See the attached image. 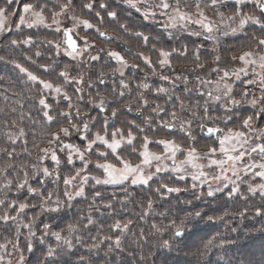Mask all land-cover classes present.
<instances>
[{
    "label": "rangeland",
    "instance_id": "rangeland-1",
    "mask_svg": "<svg viewBox=\"0 0 264 264\" xmlns=\"http://www.w3.org/2000/svg\"><path fill=\"white\" fill-rule=\"evenodd\" d=\"M65 0H13L11 5H8L7 0H0V8H4L5 14L2 18V27L3 31H0V51L5 52L8 49L13 50L18 56L22 57L23 65L21 67L27 69V71L32 72L34 75H37L40 79L48 81L52 83L53 87L59 86L62 91L60 94H56L53 90H46L43 92V96L46 98L47 102L52 105V111L50 114L56 115L59 112H71L72 114V124H76L79 128H83L85 122H88L89 131L84 133L87 136V140H91L94 138L96 133L105 134V128L107 130L108 138L111 139V133L115 129H120L121 132L127 136L128 131H132L133 135L136 137L135 147H136V155L131 156L129 153L132 152L131 147L122 146V150H118L120 155L125 159H130L133 164L140 162V157L138 155L141 150V145L144 143L143 138L147 136L150 141L148 148L150 152L156 154L164 153V146L155 143L154 141H158L161 139L174 140L177 144H180L183 148H187L188 140L184 133H169L161 129V122L158 120V115L153 113L152 109L156 108L157 105L154 103L155 96H160V93L157 92L159 88L167 89L166 92L162 93L164 96H168L169 90H174L172 86L183 85L184 88L181 91H177L176 96H181L180 92L186 93V91H194L196 93L187 95L184 98L188 104H191L195 101L196 108L198 109V113L196 115V119H201L203 116V108L197 107V105H201L199 101L202 100L203 93L206 89H214V84H207L206 89L200 91L199 94V86L201 81H216L223 74L221 72H213L211 69L209 71L201 74L200 71L190 72V76L187 77V82L184 80H176L173 83V80L177 75H180L181 72L177 71L176 66L187 65L195 62V60H189L191 50L188 48V52L184 56H179L180 59H176L171 57L172 66L167 71H164L160 68L158 61L160 59L159 50L162 49L159 43V36L163 34L165 36V40L161 41L164 50H169L168 43L176 38L180 37H191L193 39H197L198 42L209 44L210 49L213 51V56L220 55V57L230 56L233 57L240 55L242 51L248 50L251 46V35L252 33H256L257 36H260V29L258 25L248 24L245 26L243 31H238L236 33H232L228 25L231 27H237L239 23V17H236L234 21H228L227 17L233 15V13L239 9L242 13H247L250 15H255L264 22V17L259 14L258 7L256 6L255 0H244L242 4L237 5L235 0H220V3L217 7H205V15L209 20L216 22L219 25L220 30L213 32L214 39H207V33L203 31L202 27L199 24H196L192 21L181 22L176 25V27L167 26L168 22L167 16L160 15L159 9H151L156 12V15L149 16L147 19L144 16V11L149 8L150 5L158 4L159 0H133L136 3L137 7H131L126 0H74L72 9L65 15H61L57 17L60 21V31L56 30V25L53 23V12H59V4L64 3ZM107 4V11H115L117 13V17L115 19L109 18L107 15V11L101 9L99 5L101 3ZM174 2V0H172ZM195 0H181V7L185 8L189 12H195L194 8ZM209 0H202V6L207 4ZM92 3L94 7L92 9L83 8V4ZM31 4L33 5V9L27 13L24 12V5ZM41 6H43V16L45 18L43 23H34L36 17L34 15L35 12L41 11ZM137 8L140 11H137ZM99 12L100 16H96V13ZM217 12L224 13L225 23L220 24L221 17L217 15ZM21 16H24L25 23L21 24L19 28L16 27L17 24L20 23ZM72 16L79 17L80 19H86L95 27L92 29H85L82 24L77 25L76 22L71 19ZM141 17V18H140ZM101 18H103V23H101ZM197 17L193 16V21ZM143 19V20H142ZM33 24L32 27H28V24ZM48 25H51L49 27ZM124 25L125 27H121ZM75 31L84 39H87L90 44L93 46L87 49L86 51L81 52L79 56L73 58V56H69L67 54V50H65L61 45V33L65 28H74ZM96 27L100 30L108 31L124 40H126L133 48L132 53H126L124 50L117 47L112 42H105L101 40L96 32ZM160 31V32H159ZM141 32L144 35L150 37L147 43L144 42L142 37H137L135 33ZM201 33L200 35H195L194 33ZM227 33V34H225ZM31 39L30 44H24L23 41L26 39ZM51 38V40H50ZM17 41L16 44H13L12 41ZM48 45V47H44L43 43ZM236 42V44H233ZM201 43V45H203ZM56 44H60L61 47L59 50L56 48ZM187 47V46H186ZM103 49V51H101ZM215 49V51L213 50ZM114 50L119 52L124 59L128 62V66L122 69L123 76H121L120 71L117 69L120 68V65L111 57L108 56V51ZM137 53H143L145 56L150 57L153 62V67L155 68V73H153L152 67H148L145 63L136 55ZM199 53V51H198ZM197 53V48L193 51L192 57L195 58ZM49 55H52L50 57ZM90 56H99L98 60L92 61L90 60ZM8 56H5L1 53L0 61L2 65L6 63L8 60ZM29 60H36V64H32ZM21 63H16L21 64ZM201 64H205V60L199 61ZM175 64V66H174ZM43 65V66H40ZM132 65H136V67H132ZM75 67L76 72L71 71V68ZM220 69L228 70L230 73L244 67V65L239 62V60L233 61L229 65L219 64L217 65ZM216 67V68H217ZM45 68L50 69L52 72V77H43L41 75L42 71ZM213 69V68H212ZM1 70V68H0ZM176 70V71H175ZM19 71L21 72L20 68ZM68 73V80L66 81L64 77L60 76L61 72ZM248 74L245 76L241 74V79L239 81L235 80L234 76H231L228 79L229 83H233L234 91L232 93V98L241 100V93L245 90L248 91L249 95L247 97L248 100L253 98V95L256 98H260L261 89L257 84L247 86L242 84L241 81L257 79L258 77L253 75L252 68L249 67L247 70ZM256 72L260 73L261 69L259 67L256 68ZM26 75L27 73L24 72ZM108 75V84L104 87L99 85V76L100 74ZM201 74V75H200ZM161 76H169L170 79L165 81L161 79ZM203 76V80L200 78ZM7 77L6 72L0 76V80H3ZM83 77L82 83L77 84L74 82V78ZM199 77V79L197 78ZM121 79L128 85L126 89H122L120 86ZM91 83V87L89 84ZM142 83L148 84V88H141L140 85ZM33 84L39 85V95H41L42 85L38 82ZM77 87L83 88L82 92L76 91ZM171 87V88H170ZM1 88V87H0ZM170 88V89H168ZM186 89V90H185ZM123 91L125 94L123 97L119 96V93ZM67 94L70 97V102L73 105L69 108V101L63 99V95ZM134 94V98H138V100H134L132 95ZM101 97L104 98V103L108 105L111 116L106 118L96 110V105L100 103ZM181 98V97H180ZM148 101L147 104L144 101ZM180 100L183 101V98ZM225 101L222 100L218 103H213L210 108L209 115L219 119H214L208 121V124H212L214 126H218L224 130V133H227L228 129L233 130H242L248 133L252 140H255V137L259 135V129L264 128V115L262 116H254L252 128L256 129L255 133H249L248 129H241L240 125L244 118L249 116H253L254 113H258L260 111L261 105L258 103L256 106L251 104L242 103L240 105H229L231 111H225L224 108L221 107ZM212 103V102H211ZM130 104L135 106H142L144 110L148 109L145 113L146 116L139 121L134 117L126 116L125 106H129ZM161 103H158L160 105ZM204 105V104H202ZM153 107V108H152ZM118 109L122 111L123 114L119 115V111L116 117L112 116V109ZM79 111L80 116L77 118L76 113ZM230 116L231 121L224 125L223 117ZM122 117V118H120ZM146 120L151 121V123H145ZM107 121V124L105 123ZM201 122V120H197ZM219 124L221 125H218ZM57 125L59 127H69L71 129V125L66 118H58ZM138 126V127H137ZM57 128V129H58ZM141 129H143L141 131ZM81 132L76 130H71L70 135L64 138V143H71L73 145L78 146L81 150L84 149L87 140L81 139ZM193 135V134H192ZM197 148L200 152H207L209 147H215L219 149V142L216 141L213 143L209 140L199 139ZM251 143V141H250ZM43 146V147H47ZM230 144H226V147H230ZM252 146H255L252 144ZM56 152L60 159V165L57 166L55 162H53L50 156L44 161L45 164L51 163L53 168L49 169L52 172L54 169L60 170V167L65 166V161H67L68 150L60 151V145H56ZM106 151L103 145L99 143L94 146L93 150L90 153H86V159L90 161L88 169L86 173L90 177L98 176L103 178L104 173L102 169H97L95 167L97 161L103 163L105 162L103 158L98 156V152ZM185 157L180 153H177L176 160L177 163L183 160ZM215 159L224 158L219 151H217L216 155L213 157ZM107 159L109 162L116 164L117 167L121 165L115 161L111 155L110 150H107ZM198 163H202L205 165L203 169L209 176V182L200 184L198 181H193L191 179V173L195 170L191 168L190 165H185V171L180 173L179 175H184V179H179V175L172 173L170 171L163 172L158 174L153 180L161 179L163 177L170 178L173 182L177 181L190 189L197 191L203 196H208L209 186L211 185L212 189L219 187L221 191L214 192V195L222 193L223 191H227L229 194L233 186L239 187V192L234 195H238L239 193H243L244 191L248 192L252 196H257L261 199H264V194H261L259 191L249 192V186L255 187L260 183H264L262 178L255 176L254 173H244L240 171V179L237 180L235 176H233L232 172L229 171L227 175L231 178L232 181L235 182L229 183L225 181L224 183H218L211 179V177L215 176L220 169L216 166L207 167L208 159H201L197 161ZM250 161L245 158L244 163H249ZM252 162L260 163L264 162V159L260 156V154L253 153L252 154ZM169 166L172 165V160L169 159L165 161ZM68 165V163H67ZM70 168L66 167V171H64L65 176H75V171L78 168H83V164L78 160H74L73 165H68ZM71 169V171H70ZM151 171H155V165H153L150 169ZM259 170V169H257ZM148 169H146V172ZM57 174V173H55ZM76 184H79V178L77 177ZM193 184H196V187H193ZM91 185L92 188L95 187H109V188H120L122 190H128L130 188H137L142 185H132L131 181L125 182L123 185H114V184H95L94 181L90 180L86 185ZM144 186V185H143ZM69 191H75V186L68 189ZM213 195V196H214ZM211 197V196H210ZM82 198V197H77ZM76 198V199H77ZM1 214V212H0ZM49 233H51L49 231ZM41 236H45V234H41ZM40 236V237H41ZM39 237V239H40ZM50 238L53 239V236ZM51 239V240H52ZM53 241V240H52ZM50 245L53 247L52 243ZM38 252V251H37ZM28 261L33 264L32 261L27 254L25 255ZM15 258V256H14ZM45 260V259H43ZM43 260H38L36 264H45Z\"/></svg>",
    "mask_w": 264,
    "mask_h": 264
},
{
    "label": "trees",
    "instance_id": "trees-1",
    "mask_svg": "<svg viewBox=\"0 0 264 264\" xmlns=\"http://www.w3.org/2000/svg\"><path fill=\"white\" fill-rule=\"evenodd\" d=\"M160 35L159 43L164 49L165 46H162L161 41L166 38L163 34ZM167 43L169 50L176 48L183 51L187 46L191 50L189 60H195L192 54L199 46V61L205 60L204 67L196 70L201 74L216 68L219 64L229 65L232 63L230 56L221 57L219 64L213 63L214 56L210 45L204 44L202 41L198 42L197 39L191 37H180ZM43 46L48 47L46 41ZM1 53L8 56V60L3 65L0 61V76L3 72L7 74L6 78L0 80V109H2L0 111V148L11 151L14 147L15 152L19 155L9 158L6 154L0 153V168H3L7 163L23 165L31 176V166L37 163L36 158L39 155L33 149V133L36 134L37 140L41 135L50 138L47 134L50 131H56L58 125L56 122L50 129L46 127L42 106L39 105L41 98L38 93L39 85L33 84L27 75L20 72L16 66V63L22 62V57L13 53L11 49L5 52L0 51V55ZM49 56L52 57V55ZM235 56L237 57V55ZM172 57L180 59L177 55ZM28 61L36 64V60L28 59ZM23 63L19 65H23ZM176 67L177 71L183 72L184 76L189 77L190 72L186 69L194 68L195 62ZM41 75L52 77L53 74L48 69L42 71ZM200 79L203 80V76ZM205 86L200 82L199 94L200 91L207 88ZM172 88H174V98L177 91H181L184 86L179 84ZM204 91L203 93H205ZM189 92L190 94L196 93L190 90ZM180 95L181 98H185L183 91L180 92ZM160 96L163 94L160 93ZM202 96V100H197L201 104L200 106L206 99V95ZM132 98L135 101L138 100V98H134V94ZM183 102L185 105H189L196 115L200 113L194 104L195 101L191 100V104L184 100ZM209 104L212 107L211 101ZM147 111L148 109H146ZM120 114H123L122 111H119ZM13 121H15V125H13ZM21 128L24 130L25 136L18 138L15 145L11 144L8 134H16ZM25 140L28 141L27 147L32 151L31 156L23 152ZM46 145V139L40 143V147ZM64 161L66 165L60 167L57 172L60 177L58 181L55 180L56 174L46 178L39 172L29 181L33 187L41 188L45 197L49 192H52L50 206L57 207L56 201L59 200L61 204L58 212H41L39 197L30 195L26 189L19 193L16 192L14 185L18 179L23 177V172H19L17 167H13L7 173V177L14 182L11 190L0 189V199H6L8 202L16 199L18 203L26 202L29 205H36L34 208L27 209L26 214L22 216L24 224L29 223L37 213L40 214L34 225L36 237L33 240V251L31 253L25 251V255L27 254L34 261L33 264L43 259H45L43 260L45 264H80L81 257L84 258L83 264H264V214H257V210L264 213V199L252 196L246 191L234 196H230L227 192L211 197L203 196L180 182H173L170 178L163 177L152 180L151 187L140 186L128 190L109 187H95L94 189L89 185L86 187L85 196L75 199L69 206L67 197L64 196L63 178L65 175L63 173L66 171V167L70 168V166L67 165L66 160ZM40 167L53 168L51 163L47 166L44 162ZM4 182V176H0V183ZM42 182L43 186L41 187ZM161 184L178 187L181 191L156 192L155 189ZM97 192L100 193L99 196H95ZM149 201L152 202V207L145 211ZM109 203L112 207H105ZM5 208L6 205L0 206L1 214ZM196 212H200L201 215L196 217ZM12 214L15 215L14 210ZM89 215L94 221L91 225L88 224ZM117 221L121 225L128 221L131 223L126 230L121 231L112 227ZM182 222L184 236L175 238L173 235L174 226L181 225ZM44 224L50 225V232L62 231V235L72 240L73 248L69 250L62 244L58 247L55 238H50L51 233L45 235L44 242L41 243L39 237L44 234ZM69 224H75L77 230L69 233L67 230ZM27 231L21 224L20 241L22 245ZM14 232L15 226L6 230V227L0 224V243L4 242L5 237L11 238L10 234ZM117 236L120 237L119 246L115 243ZM77 237L80 238V243H76ZM106 237L111 239H106ZM164 241H168L169 246L165 247ZM209 241L212 242L211 245H209ZM93 244L98 246L93 248ZM206 245L208 246L206 247ZM49 247L56 249V254L52 257H46ZM109 254L110 258H108ZM16 255L14 254V256ZM29 264L31 263L29 262Z\"/></svg>",
    "mask_w": 264,
    "mask_h": 264
},
{
    "label": "snow or ice",
    "instance_id": "snow-or-ice-1",
    "mask_svg": "<svg viewBox=\"0 0 264 264\" xmlns=\"http://www.w3.org/2000/svg\"><path fill=\"white\" fill-rule=\"evenodd\" d=\"M74 0H65L64 3L59 4V12H53V23L57 26L56 30L60 31V21L57 19V17L61 15H65L69 12L70 9H72ZM127 3L130 4L131 7L136 8L137 5L133 0H126ZM236 4H242L244 0H235ZM8 5H11L13 3V0H7ZM220 3V0H209V2L202 6V0H195L194 2V8L195 12H189L185 8L181 7V0H159L158 4L150 5L149 8H147L144 11V16L147 19L149 16H155L156 12L152 11L151 9H159L160 15L167 16L168 22L166 24L167 26L176 27L178 23L181 22H188L192 21L196 24H199L203 31L206 32L207 39H214L213 32L219 31L220 27L216 22L211 21L208 19V17L205 15L204 8L205 7H212L215 8ZM256 6L261 10V12H264V0H255ZM83 8L92 9L94 5L92 3H86L83 4ZM101 9H104L107 11V4L101 3L99 5ZM33 9V5L31 4H25L24 5V12L27 13ZM5 9L0 8V18H2L5 14ZM137 11H140L139 8H137ZM36 20L34 23H43L45 18L43 16V6H41L40 12L34 13ZM107 15L109 18L115 19L117 17V13L115 11H107ZM196 16L197 18L193 21V16ZM217 15L221 17L220 24L225 23L224 13L217 12ZM96 16H100V13L97 12ZM236 17H239V23L237 27H231L229 24L228 27L230 28V31L232 33H236L238 31H243L245 26L248 24H254L258 25L260 29V36H257L256 33H252L250 41L251 46L248 48V50L242 51L238 57L233 56L232 60L236 61L239 60L244 67H241L238 70H235L233 72H229L228 70L220 69L219 67L211 69L213 72H221L222 75L218 78L216 81H201L202 84H214V89L209 90L206 94L201 93V95H206V99L204 101V105L200 106L197 105V107H203V116L201 117V123L199 124L200 131L203 133H206L207 140L212 141L215 143L216 141L219 142V149L215 147H209L207 152H200L198 151L197 144L198 140L196 136L192 135L191 125L192 120L183 121L180 120V117L175 113H171L172 121H179V127L180 131L183 132L188 140V147L183 148L180 144H177L174 140H168V139H161L158 141H154L155 143L159 145L164 146V153L163 154H156L149 151V144L153 143V141H150L147 136L143 138L144 143L141 145V150L139 151L138 155L140 157V162L133 164L130 159H125L123 156L120 155V152L118 150H122V146L124 147H131L132 152L129 153V155L134 156L136 155V147H135V140L136 137L133 135L132 131H128L127 136H125L120 129H115L111 133V139L108 138L107 130L105 128V134H100L99 132L95 134L94 138L91 140H87V136L84 135V133H87L89 131L88 128V122H85L83 125V128H79L76 124H72V114L71 112H59L55 116L50 114V112L53 110L52 105H50L46 98L43 96V92L46 90H53L56 94H60L62 89L59 86L53 87L52 83L45 81L43 79H40L37 75H34L32 72L27 71V69L21 67L19 64L16 66L20 68L22 72L27 73V77L30 81L36 83L38 82L40 85H42L41 89V98L39 99V105L42 106V112H43V119L46 122V127L48 129L51 128L53 124L57 122L58 118H66L69 121V124L71 125V129L69 127H59L56 131H50L47 135L50 138H46L45 135H41L40 139L37 140L36 134L33 133V149L36 150L39 155L37 156V163L33 164L31 166V176L29 175V171L27 168L23 165H13L12 163H7L3 168H0V176H4L5 182L0 183V189H7L11 190L13 187V180L9 179L7 177V173L10 169L13 167H17L19 169V172H23L22 179H18L15 183V190L17 193L27 190V192L30 195H34L36 197L40 198V204L39 207L41 209V212H58L60 210L59 205L61 202L59 200L56 201L57 207H51V197L52 192H49L48 195L45 197L43 195V192L41 188L33 187L29 181L30 179L34 178L37 173H42L44 177H51L54 176L55 173L58 172V169H54L52 172L49 171L47 167H40V165L50 156L51 160L56 163L57 166L60 165V159L56 152V145H60V151H64L65 149L68 150V156H67V163L68 165H73L74 160L78 159L82 164L83 168H78L75 171V176H65L63 178V184L65 186L64 196L67 197V201L69 202V206H71V202L74 201L77 197H83L85 196L86 192V185L89 183L90 180L94 181L95 184H114V185H123L127 181H131L132 185H144L151 187L150 182L153 180L154 177H156L158 174L163 172H172L177 175L180 173H183L185 171L184 166L190 165L192 169L195 171L191 173V179L193 181H198L200 184L208 183L209 182V176L208 174L203 170L205 168V165L202 163H198L197 161L201 159H208V165L207 167L216 166L220 169V171L213 177H211L212 180L218 182V183H224L225 181L229 183H233L235 185V182L231 180V178L227 175L229 171L232 172L233 176L236 177L237 180L240 179V171H243L244 173H254L255 176H258L264 180V162L256 163L252 162V154L253 153H259L262 159H264V128L259 129V135L255 137V140H252L251 137L242 130H233L228 129L227 133H224V130L222 128H219L217 126H208L207 122L219 119V117H212L209 115L210 112V104L209 101L212 103H218L224 100L225 102L221 104V107L224 108L225 111H231L229 108V105H240L242 103L251 104L253 106H256L258 103L261 105L260 111L258 113H254L253 116H249L247 118H244L242 121V124L240 125L241 129H248L249 133H255L256 129L252 128L253 118L254 116H262L264 115V22L261 21L260 18H258L255 15H250L247 13H242L239 9H237L233 15L228 16V21H234ZM71 19H73L77 25L82 24L85 29H92L95 26L91 24L86 19H80L79 17L72 16ZM101 23H103V18H101ZM2 19H0V31H3L4 28L2 27ZM25 23L24 16H21L20 23L16 25L17 28L21 26V24ZM28 27H32L33 24H28ZM51 27V25H48ZM121 27H125L124 25H121ZM75 30V26L73 29H67L65 28L64 36L65 41L64 43L67 44V48L70 49V51L67 52L69 56H73L75 58L76 56H79L81 52L86 51L93 45L90 44V42L87 39H84V46L83 48H78L76 40L72 38L71 35H69L70 32ZM96 32L98 33L99 37H106L108 34L104 31H101L98 27H96ZM195 35H200L201 33L197 32L194 33ZM227 34V33H225ZM137 37H142L144 42L147 43L150 39L149 36L144 35L141 32L135 33ZM32 41L31 39H26L23 41L24 44H30ZM13 44H16L17 41L13 40ZM61 47L60 44H56L57 50ZM215 51V49H213ZM103 51V49H101ZM130 51V49H129ZM199 51V46L197 47V53ZM188 52V48L185 46L183 51H180L179 49L173 48L170 51L160 49L159 50V56L160 59L158 61V64L160 68L164 71H167L172 66L171 57L173 55L177 56H184ZM148 67H152L153 73H155V68L153 67V62L150 59V57L145 56L143 53H137L136 54ZM108 56L113 58L119 65L120 68L117 69V71H120L121 76H123L122 69L124 67L128 66V62L124 59V57L114 50L108 51ZM99 56H90V60L95 61L98 60ZM200 57L197 54L195 57V67L186 69L188 72H196L197 69H202L204 67L203 64L199 63ZM221 60L220 55H216L214 57L213 63L219 64ZM132 67H136V65H132ZM251 67L253 71V75L258 77L257 79L252 80H246L241 81L242 84H245L247 86H251L258 83L259 88L261 89V96L260 98H256L253 95V98L251 100H248L247 97L249 95L248 91L245 90L241 93L242 99L237 100L232 98V93L234 91L233 83H229L228 79L231 76L235 77V80L239 81L241 79V74H244L245 76L248 74L247 70ZM259 67L261 69L260 73L256 72V68ZM47 70V68H45ZM60 76L64 77V79L68 80V73L61 72ZM104 74H100L99 83H104ZM199 79V77H197ZM162 80H169V76H161ZM83 77L80 78H74V82L78 85L82 83ZM176 80H184L185 83L187 82V76L183 75V72H181L180 75H177L175 79L173 80V83H175ZM91 83L89 84V87H91ZM120 86L122 89H126L128 85L124 82L123 79L120 81ZM141 88H148V84L142 83L140 85ZM76 91L82 92L83 88L77 87ZM167 89L165 88H159L157 89L158 93H164ZM124 92L121 91L119 93V96L123 97ZM63 99L69 101V108H71L73 105L70 102V97L65 93L63 95ZM177 100H180V97H176ZM145 104L148 103V101H144ZM97 107L103 109L104 108V98L101 97L100 103L96 105ZM180 108L182 110H186L191 113L192 116H195L196 113L192 112L190 108H187V106L184 104L182 100H180ZM128 110L131 111V106H128ZM2 111V109H0ZM118 109H112V116L116 117L118 114ZM139 111V110H138ZM153 113L159 115L161 112H164V108L160 105H157L156 108L152 109ZM142 114V113H141ZM77 118H79L80 113L77 111L76 113ZM23 119V117H21ZM223 119L227 122H230L231 117L225 116ZM107 124V121L105 122ZM145 123H151V121L146 120ZM163 127L168 129H174L176 128V123L170 122V121H162L161 122ZM13 125H15V121H13ZM138 127V126H137ZM71 130H76L78 132H81V139L87 140V143L84 146V149L81 150L78 146L73 145L71 143H64V138L68 137L70 135ZM143 129H141L142 131ZM25 136L24 130L21 128L19 129V132L16 134L9 133L8 134V140L11 142V144L15 145L18 138H22ZM46 139L47 147H40V143L43 142ZM251 141V143H250ZM103 145L106 149L104 152H98V156L103 158L105 162L101 163L97 161L95 167L97 169H102L104 176L103 178H100L98 176H89L86 173L88 166L90 164V161L86 159V153H90L94 146L97 144ZM28 141L25 140V147L23 149V152L27 154L28 156L32 155V151L29 150L27 147ZM226 144H230V147H226ZM254 144L255 146H252ZM107 150H110L111 155L115 161H117L118 164H120V167H117L116 164L111 163L107 159ZM217 151L222 154L224 158L221 159H215L213 158ZM0 153H4L9 158H14L15 156L19 155L15 152V148L13 147L11 151H8L5 148H0ZM177 153H180L181 155H184V159L179 161L177 163L176 156ZM245 158H247L250 162L244 163ZM171 159L172 165L169 166L165 161ZM155 165V171H151V167ZM146 169L148 171L146 172ZM259 169V170H257ZM18 175V173H17ZM77 177L79 178V184H76ZM60 179L59 175H55V180L58 181ZM179 179L183 180L184 175H179ZM43 186V182L41 187ZM75 186L76 190L69 191L68 189ZM193 187H196V184H193ZM167 193H173V192H180L181 189L178 187H169L167 184H161L159 187L155 189L156 192L165 191ZM221 191L219 187L212 189L211 185L209 186L208 196H213L214 192ZM239 187L233 186L231 189V192L229 195H233L238 193ZM249 192H256L259 191L261 194H264V183H260L256 185L255 187L249 186L248 188ZM100 193H95V196H99ZM6 205V208L4 209L3 213L0 214V224H3L7 229H10L11 227L15 226V232L11 233L9 237L4 238V242L0 243V264H28L27 258L25 256V251L31 253L33 251V240L36 237V231L34 230V225L36 223V220L39 218V213L35 217L32 218V220L29 223L24 224L22 220V216L26 214V210L29 208H34L36 205H29L26 202H19L16 199L11 200V202H8L6 199H0V206ZM107 208H111V203L105 205ZM152 202H148L147 211L148 209H151ZM15 211V215L12 214V211ZM257 214H264L261 213L260 210H257ZM201 215L200 212H196L195 216L199 217ZM88 224L91 225L94 223L92 217L89 215ZM209 219H212L209 217ZM131 223V221H128L121 225L119 221H117L112 227L114 229H119L121 231H124L128 228V225ZM23 224V227L26 228L27 235L24 236V243L22 245L20 241V225ZM87 227V225H85ZM155 227V225H153ZM175 230L173 235L175 237H181L184 234V227L183 222L181 225L174 226ZM44 234L47 235L50 231V225L44 224L43 225ZM69 233L75 232L77 230L75 224H69L67 228ZM51 235L55 238V240L58 242V247L62 244L67 249L73 248V242L68 237H65L62 235V231H56L51 232ZM106 239H111L110 237H106ZM40 242H44V237H40ZM76 243H80V238H76ZM115 243L117 246L120 244V237L117 236ZM164 246H169L168 241H164ZM211 241H209V245H211ZM98 245L93 244L92 247L95 248ZM208 245H206L207 247ZM11 249V250H9ZM14 254H17L14 258ZM56 254V249L49 247L46 252V257H52ZM84 258H80V264H83Z\"/></svg>",
    "mask_w": 264,
    "mask_h": 264
},
{
    "label": "flooded vegetation",
    "instance_id": "flooded-vegetation-1",
    "mask_svg": "<svg viewBox=\"0 0 264 264\" xmlns=\"http://www.w3.org/2000/svg\"><path fill=\"white\" fill-rule=\"evenodd\" d=\"M187 95H189V91H186L185 97ZM172 96H173V91L172 90H169L168 91V96H162V101L165 102V103H164V106H161V107H164V110L165 111L163 113H161V115H159V118L162 119V121H170V122L176 123L177 130L175 132L176 133H183V132L180 131V127H179V123L180 122L179 121H172V117H171L170 114L173 113V112H175L180 117V120H183V121L192 120L191 130L194 133L195 132L198 133L199 130L196 131L197 130V127L199 126V124H197V121L196 120H193L192 119V116L188 115L187 112H186V110H182L180 108V100H177L176 99L177 96H175L174 99H173ZM178 97H180V96H178ZM157 98H159V97H157ZM159 100H160V98H159ZM183 100H184V98H183ZM188 107L189 106H187V108ZM135 109L137 110V108H135ZM127 112H129V114H132L133 115V113H131L129 110H127ZM140 118H142V116ZM218 125H221V124H218ZM161 127H163L162 123H161ZM163 129L169 130L168 128H165V127H163Z\"/></svg>",
    "mask_w": 264,
    "mask_h": 264
},
{
    "label": "water",
    "instance_id": "water-1",
    "mask_svg": "<svg viewBox=\"0 0 264 264\" xmlns=\"http://www.w3.org/2000/svg\"><path fill=\"white\" fill-rule=\"evenodd\" d=\"M258 9H259V8H258ZM259 11H260V13L264 16V12H261L260 9H259ZM69 35H71L72 38H73L74 40H76L78 48H81L82 39H81V38H80V37H79L74 31L70 32ZM101 38L106 39V40H109V39H111V36L108 34L106 37H101ZM65 39H66V38H65V36H64V32H63L62 45H63L68 51H70V49L67 48V44L64 43ZM116 44H117L118 46L124 48V49L127 50L128 52H131V48H130L128 45H126L125 43H123L121 40H117V41H116ZM129 49H130V51H129ZM72 71L75 72V71H76V68H72ZM103 79H104V83L101 84V85H105V84H106V75H104ZM98 111H99L100 113L106 115V116L109 115V112H108V110H107V108H106L105 106H104L103 109H101V108L98 107ZM139 115H140V113H138V116H139ZM200 134H201V136L206 137V133L200 132ZM182 236H183V235H182ZM182 236H181V237H182ZM181 237H178V238H181Z\"/></svg>",
    "mask_w": 264,
    "mask_h": 264
}]
</instances>
